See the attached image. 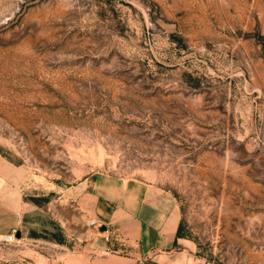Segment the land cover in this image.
I'll use <instances>...</instances> for the list:
<instances>
[{
    "label": "rangeland",
    "instance_id": "obj_1",
    "mask_svg": "<svg viewBox=\"0 0 264 264\" xmlns=\"http://www.w3.org/2000/svg\"><path fill=\"white\" fill-rule=\"evenodd\" d=\"M89 173L168 202L177 238L91 254ZM11 228L0 264H264V0H0Z\"/></svg>",
    "mask_w": 264,
    "mask_h": 264
},
{
    "label": "crops",
    "instance_id": "obj_2",
    "mask_svg": "<svg viewBox=\"0 0 264 264\" xmlns=\"http://www.w3.org/2000/svg\"><path fill=\"white\" fill-rule=\"evenodd\" d=\"M79 188L81 196L90 200V219L99 223L92 226L98 228L97 233L91 228L94 236L84 238L83 245L90 247L91 254L98 255L100 249L111 247L117 250L113 254L134 256L164 249L177 238L172 205L150 200L141 184L122 187L107 175L89 173L80 180ZM8 230L0 229V234Z\"/></svg>",
    "mask_w": 264,
    "mask_h": 264
},
{
    "label": "built area",
    "instance_id": "obj_3",
    "mask_svg": "<svg viewBox=\"0 0 264 264\" xmlns=\"http://www.w3.org/2000/svg\"><path fill=\"white\" fill-rule=\"evenodd\" d=\"M87 223L88 225H91V226H99V223L95 219H89ZM14 232H15V229L11 228L10 230L1 233L0 240L4 242L13 241L15 238ZM107 237H108V234H105L104 238L107 239ZM107 253H117V250L111 247H104L103 249L99 250L98 255L107 254Z\"/></svg>",
    "mask_w": 264,
    "mask_h": 264
},
{
    "label": "water",
    "instance_id": "obj_4",
    "mask_svg": "<svg viewBox=\"0 0 264 264\" xmlns=\"http://www.w3.org/2000/svg\"><path fill=\"white\" fill-rule=\"evenodd\" d=\"M14 235L18 236L19 235V230L16 229L15 232H14Z\"/></svg>",
    "mask_w": 264,
    "mask_h": 264
}]
</instances>
